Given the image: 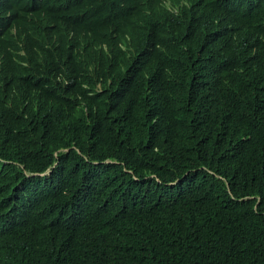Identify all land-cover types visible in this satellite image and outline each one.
I'll use <instances>...</instances> for the list:
<instances>
[{
  "label": "trees",
  "instance_id": "16d2710c",
  "mask_svg": "<svg viewBox=\"0 0 264 264\" xmlns=\"http://www.w3.org/2000/svg\"><path fill=\"white\" fill-rule=\"evenodd\" d=\"M0 264H264V0H0Z\"/></svg>",
  "mask_w": 264,
  "mask_h": 264
},
{
  "label": "clouds",
  "instance_id": "9594fccd",
  "mask_svg": "<svg viewBox=\"0 0 264 264\" xmlns=\"http://www.w3.org/2000/svg\"><path fill=\"white\" fill-rule=\"evenodd\" d=\"M103 48L105 49V46H103Z\"/></svg>",
  "mask_w": 264,
  "mask_h": 264
}]
</instances>
